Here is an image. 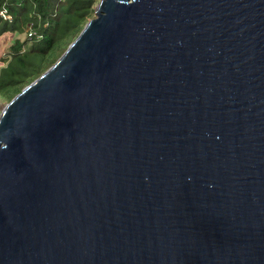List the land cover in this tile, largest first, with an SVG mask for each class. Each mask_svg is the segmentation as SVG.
<instances>
[{
	"label": "water",
	"instance_id": "1",
	"mask_svg": "<svg viewBox=\"0 0 264 264\" xmlns=\"http://www.w3.org/2000/svg\"><path fill=\"white\" fill-rule=\"evenodd\" d=\"M0 264H264V0H100L0 111Z\"/></svg>",
	"mask_w": 264,
	"mask_h": 264
},
{
	"label": "trees",
	"instance_id": "2",
	"mask_svg": "<svg viewBox=\"0 0 264 264\" xmlns=\"http://www.w3.org/2000/svg\"><path fill=\"white\" fill-rule=\"evenodd\" d=\"M99 0H0V97L9 103L50 69ZM28 34L25 41L18 35Z\"/></svg>",
	"mask_w": 264,
	"mask_h": 264
},
{
	"label": "rangeland",
	"instance_id": "3",
	"mask_svg": "<svg viewBox=\"0 0 264 264\" xmlns=\"http://www.w3.org/2000/svg\"><path fill=\"white\" fill-rule=\"evenodd\" d=\"M99 2H100V0L98 1V3L95 4V6H94L95 9H96L97 5L99 4ZM28 38H30V35H28V34L18 35V39H20L21 41H25ZM6 104H7V101L0 97V111Z\"/></svg>",
	"mask_w": 264,
	"mask_h": 264
}]
</instances>
